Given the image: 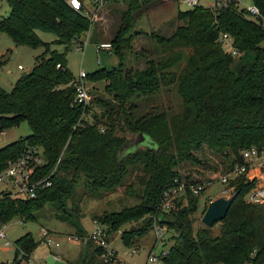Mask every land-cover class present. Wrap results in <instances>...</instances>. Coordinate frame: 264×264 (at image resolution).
Returning <instances> with one entry per match:
<instances>
[{"label": "trees", "instance_id": "1", "mask_svg": "<svg viewBox=\"0 0 264 264\" xmlns=\"http://www.w3.org/2000/svg\"><path fill=\"white\" fill-rule=\"evenodd\" d=\"M120 1L124 8L108 41L117 64L85 72L84 80L102 81L105 95L89 93L88 103H81L74 100V76L66 67L65 53L88 33L89 17L66 0H5L8 12L0 16V32L15 45L42 46V51L9 90L0 87V130L21 121L29 128L0 146V170L22 148L34 145L43 158L38 173L48 174L50 184L30 197L0 191V224L12 217L34 220L47 205L55 218L75 226L69 235H85L86 251L73 260L63 259L67 264H109L116 252L105 255L78 226L80 203L122 185L133 203L91 214L104 227L106 240L119 230L121 243L133 247L153 222L164 223L170 234L163 264H264V239L256 230L264 205L244 201L249 184L242 177L235 180V197L218 220L216 234L205 226L192 230L197 195L186 191L166 212L158 207L162 190L173 178L200 182L181 175L178 167L199 163L195 151L202 146L222 157L223 166L237 158L239 149L264 148V0H249L262 16L257 19L246 16L234 0L217 7L177 9L179 22L167 36L149 33L156 56L140 47L133 50L131 43L133 13L151 0ZM34 23L52 31L54 39L42 41ZM220 32L231 38L235 55L217 40ZM51 44L62 45V50ZM128 54L142 58V65L126 66ZM168 86L180 100L178 111L154 106L138 112L137 99ZM139 133L152 141L153 149L127 148V135ZM125 177L130 179L123 182ZM39 241L28 231L14 238L9 264L28 259Z\"/></svg>", "mask_w": 264, "mask_h": 264}, {"label": "rangeland", "instance_id": "2", "mask_svg": "<svg viewBox=\"0 0 264 264\" xmlns=\"http://www.w3.org/2000/svg\"><path fill=\"white\" fill-rule=\"evenodd\" d=\"M212 0H198L199 5H207ZM237 7H246L250 4L249 0H234ZM86 7L91 10V2L84 0ZM124 8V3L120 0H112L105 2L102 6L94 10V14L91 17V26L87 32H84L80 38H84L85 33L88 34L86 42L77 48L78 44L72 42L67 48L65 53V64L69 72L75 77L79 69L84 72L92 71L98 67L116 65L118 58L111 52H105L99 50L95 52L93 48L92 39L89 35H93L96 42H108L113 31L118 25V19L120 10ZM186 6L177 0H151L143 4L133 13V26L131 30L133 33L132 47L134 49L143 48L145 54L156 56L153 53V47L155 45L153 38L149 36L150 32L158 33L167 36L179 21L175 18V11L177 9H184ZM8 12V6L5 0H0V16L6 15ZM33 30L36 35L42 41H51L54 39L52 31L46 27L34 23ZM51 47L57 50H62V45L51 44ZM42 51V46H28L25 44L15 45L10 38L3 32H0V87L5 90H9L12 86L15 78L21 73L26 71L33 64V57ZM133 55V54H131ZM128 60L126 66L140 67L142 65V58L131 57L127 55ZM98 59L99 63L96 64L95 60ZM20 65V68H17ZM102 81H88L84 80V85L87 91L92 95L105 94L102 92ZM138 112H142L149 107L156 106L157 109L163 108L170 112H176L181 108V103L177 97L174 89L171 86L163 87L162 90L150 96L147 99H137ZM87 120H90V113L84 116ZM29 132V128L25 121L19 122L15 126H10L0 130V146L12 141L20 136H23ZM138 138L137 134L127 135L126 144L127 148L134 150L138 145L151 146L152 141L143 135V139L135 144V140ZM125 148L123 149L124 152ZM196 156L200 158L199 163L183 162L179 165L178 171L181 175L186 174L189 178H196L198 181L203 182L208 178H212V184L208 188L202 189L197 195L196 210L191 214L192 217V230L199 226H204L200 222V216L202 214L201 209L207 202V200L213 199L219 195L220 184L216 180V171L223 167L222 157L218 154L211 152L207 147L202 146L201 149L195 151ZM203 158V159H202ZM214 174V175H213ZM206 178V179H205ZM130 179L125 177L123 182ZM123 186L116 187L113 191L107 192L106 195L101 198H84L80 203L81 216L78 218V226L81 227L83 233L86 235L90 232L96 223L92 220L91 214L100 213L103 209H116L123 204H131L134 199L128 195H125ZM78 193L82 191L80 186L76 187ZM69 206V203H67ZM258 205H264V201L258 203ZM54 210L47 205L43 206L39 211L35 213L34 220H22L19 217H12L4 222L3 231L5 237L9 243L7 248H0V260L4 261V264H9L11 261V241L22 233L28 231L35 240H40V228L46 231L45 238H49L52 242H56L57 246H54L52 242L45 244L40 242L34 248L29 255L28 259L20 260L15 264H42V255L47 250H53L54 254H58V257L62 259L73 260L86 251V238L85 235L82 239L71 237L75 231V226L59 220L54 217ZM18 220L20 222H18ZM218 222V221H217ZM214 222L209 226L210 232L216 234L218 231V224ZM127 224L121 226L124 227ZM256 230L259 239H264V215L256 222ZM170 234L169 229H165L161 241H157L154 244V236L151 229H148L142 236L138 237L133 243V247L136 248V252L133 255L129 254L131 246H125L121 243L118 232H113L107 239V243L115 251V258L111 260L109 264H143L146 251L154 244L153 248L158 250L162 245L167 246L168 236ZM69 236V238H67ZM0 245L2 242L0 241ZM2 247V246H0Z\"/></svg>", "mask_w": 264, "mask_h": 264}, {"label": "built area", "instance_id": "3", "mask_svg": "<svg viewBox=\"0 0 264 264\" xmlns=\"http://www.w3.org/2000/svg\"><path fill=\"white\" fill-rule=\"evenodd\" d=\"M67 4L75 10H81V12L89 17L94 14V10L102 6L107 1L112 0H89L91 2V10H89L84 0H66ZM182 2L186 8H190L195 5H199L198 0H177ZM226 0H212L205 6L217 7L224 4ZM245 15L257 19L261 18V14L258 9L249 4L244 7ZM88 34L85 33L84 38H81L77 48L83 45L87 40ZM225 51L230 55H235L237 51L231 45V38L225 33L220 32L217 36ZM95 52L104 50L105 52H111V46L109 42H97L93 43ZM96 64L99 60H95ZM58 64H56L57 66ZM20 68V65H17ZM85 72L81 69L78 70L77 75L72 80L74 86V100L81 103H88L90 94L84 85ZM43 161L41 151L34 145H27L19 152L13 159L7 160L3 168L0 170V191L8 192L10 195H16L21 197L33 196L38 190L47 187L50 184L48 174L39 175L40 165ZM214 175V174H213ZM216 180L220 184L219 195L228 196L233 192L235 180L242 177L243 182H248L249 186L243 196V199L247 203L258 204L264 201V148H258L255 146H249L239 149L237 151V158L228 162L222 168L216 171ZM214 182V181H213ZM212 178H208L203 182L190 181L184 182L182 179H172L171 184L165 187L160 195L158 207L162 211H167L173 204V199L183 195L186 191L192 195H198L204 188L211 186ZM210 199V198H209ZM18 222H20L18 220ZM4 224H0V241L2 244H8L9 241L5 237L3 231ZM153 236L154 244L157 241H161L160 238L164 233L166 226L164 223L153 222L150 227ZM119 232V230H117ZM46 231L40 228V242L48 244L52 242L49 238H45ZM88 238L96 245L104 248L105 255L114 256L116 252L105 239L104 227L97 224L88 232ZM72 237V236H71ZM69 238V236H67ZM54 246H57L56 242H52ZM154 244L146 251L143 264H163L161 258L166 253V247L162 245L158 250L153 248ZM136 252V248H130L129 254L133 255ZM53 257L58 258L56 255ZM9 263V261H8ZM42 264H45L43 262Z\"/></svg>", "mask_w": 264, "mask_h": 264}, {"label": "water", "instance_id": "4", "mask_svg": "<svg viewBox=\"0 0 264 264\" xmlns=\"http://www.w3.org/2000/svg\"><path fill=\"white\" fill-rule=\"evenodd\" d=\"M138 138L135 140V144L139 143L143 139L142 134H137ZM152 149L153 145L150 146ZM235 192H231L228 196H217L213 199L207 200L205 207L200 216V222L209 227L214 222L220 220L227 210L230 202L234 199ZM45 264H67L66 261L53 257L52 254H47L44 258Z\"/></svg>", "mask_w": 264, "mask_h": 264}, {"label": "crops", "instance_id": "5", "mask_svg": "<svg viewBox=\"0 0 264 264\" xmlns=\"http://www.w3.org/2000/svg\"><path fill=\"white\" fill-rule=\"evenodd\" d=\"M93 37V35H89V38H92ZM93 40H91L92 41V43L94 42V41H96L95 40V38L93 37L92 38ZM8 244H2V245H0V246H2V247H0V248H7V247H4V246H7ZM12 246V245H11ZM11 251H12V256H13V247L11 248ZM49 249H48V247H47V250L45 251V253L42 255V257H41V261L43 260V262H44V258H45V256L47 255V254H49ZM52 255H56V254H52ZM58 255V254H57ZM56 255V256H57ZM59 256V255H58ZM57 256V257H58ZM59 259H62L61 257H58ZM66 259V258H65ZM63 260V259H62ZM1 262H4V261H2V260H0Z\"/></svg>", "mask_w": 264, "mask_h": 264}]
</instances>
